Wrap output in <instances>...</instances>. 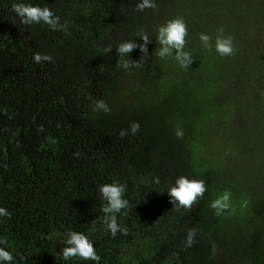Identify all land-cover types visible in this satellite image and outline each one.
Masks as SVG:
<instances>
[{
  "label": "trees",
  "instance_id": "obj_1",
  "mask_svg": "<svg viewBox=\"0 0 264 264\" xmlns=\"http://www.w3.org/2000/svg\"><path fill=\"white\" fill-rule=\"evenodd\" d=\"M17 2L49 7L68 32L21 24ZM138 2L0 0V207L11 213L0 217V247L11 264H96L62 259L70 230L88 236L99 264H264V0H154L142 12ZM177 17L188 69L156 55L157 28ZM221 26L235 37L229 57L199 40L214 43ZM141 32L151 58L118 68L116 45L143 43ZM35 52L52 62L34 63ZM100 99L110 113L92 111ZM133 122L136 135L120 138ZM181 175L207 188L191 211L172 210L166 193ZM113 180L130 204L117 217L130 234L115 238L98 192ZM224 191L231 207L216 215L210 203Z\"/></svg>",
  "mask_w": 264,
  "mask_h": 264
},
{
  "label": "clouds",
  "instance_id": "obj_2",
  "mask_svg": "<svg viewBox=\"0 0 264 264\" xmlns=\"http://www.w3.org/2000/svg\"><path fill=\"white\" fill-rule=\"evenodd\" d=\"M135 7L137 11L142 12L145 9H156L157 5L154 0H139ZM10 10L19 17L23 25L31 26L42 22L52 31L68 32L67 21L61 23L60 17L55 15L47 6L40 7L29 3L17 2L11 5ZM187 36L188 27L183 18L177 17L168 20L156 30V41L160 45L156 50V55L161 59L171 57L177 62L181 69H188L195 59L192 52L185 50ZM140 39L143 43L137 44L133 40H126L116 45L115 50L119 57L117 63L118 68L124 70L139 68L146 63L147 59L151 58L148 56V44L152 42L149 35L141 32ZM234 39V36L225 35L223 26L217 29L214 43L213 37L209 34H199V40L203 48L210 52L214 47L216 53L221 57H229L236 53L237 49L234 46ZM112 49V46H108L104 51L110 53ZM136 49H139L141 58L138 61L128 59V55ZM32 58L36 64L43 62L51 63L53 60L52 56L39 52H35ZM92 111L110 113L111 109L108 107L105 100L100 99L95 101ZM5 115H7V112H5ZM8 118L12 119L13 117L9 116ZM139 127L140 125L138 122H133L129 126V129L120 130V138L128 136L129 131L135 136L139 131ZM40 130L43 131V128L41 127ZM183 135V130L178 126L175 131V136L178 139H182ZM74 155L79 157L80 153L77 152ZM154 182L159 184V177H156ZM206 191L207 188L203 180L189 179L181 175L175 179L174 183L168 186L166 193L170 197L169 202L173 205L172 210L179 212L181 209L191 211L193 205L199 199L203 198ZM98 192L104 202L100 211L104 214L102 222L106 226L107 232H109L113 238L116 237L117 233H121L125 236L129 235V230L126 227H121L117 218L118 214L130 208L129 200L125 198L126 185L117 180H113L112 183L99 186ZM230 200L231 193L224 191L210 203V208L215 211L216 215H221L231 207ZM0 217L11 219V213H9L7 209L0 207ZM196 232L197 230L194 228L188 229L184 245L185 249L193 245ZM0 243H6V240L0 241ZM63 243L65 246L62 248L61 255L64 261L79 258L85 261H94L96 264H99L101 257L97 254L92 241L82 232L75 230L67 231ZM12 261V254L5 250V248L0 247V262L11 264Z\"/></svg>",
  "mask_w": 264,
  "mask_h": 264
}]
</instances>
